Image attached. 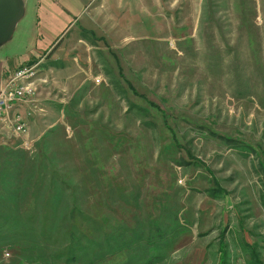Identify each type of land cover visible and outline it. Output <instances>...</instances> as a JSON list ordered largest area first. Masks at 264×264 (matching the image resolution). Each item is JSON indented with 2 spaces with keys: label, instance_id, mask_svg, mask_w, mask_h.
I'll return each mask as SVG.
<instances>
[{
  "label": "rangeland",
  "instance_id": "1",
  "mask_svg": "<svg viewBox=\"0 0 264 264\" xmlns=\"http://www.w3.org/2000/svg\"><path fill=\"white\" fill-rule=\"evenodd\" d=\"M75 3L39 20L38 111L0 135V264H264V0Z\"/></svg>",
  "mask_w": 264,
  "mask_h": 264
},
{
  "label": "crops",
  "instance_id": "2",
  "mask_svg": "<svg viewBox=\"0 0 264 264\" xmlns=\"http://www.w3.org/2000/svg\"><path fill=\"white\" fill-rule=\"evenodd\" d=\"M13 1L15 2L13 8L10 7L11 2L9 1L5 15L2 19H0V83L6 78V76L10 75L17 67L32 63L30 59L35 55L40 54L42 52L49 53L47 50L48 47L44 49L45 44L38 45L39 36L43 34V32L39 29L41 25L40 22L43 23V21H39V20H44V21L46 20V23H48L47 19L50 17L49 13L56 17L57 16L56 13H58L59 10L60 11L67 10L68 14L72 17L79 16V14H77V11L80 8V6L73 7L76 4L75 0H55V4L53 5V7L47 8L49 9V11L47 13L40 15L41 17H39L40 11L38 7L40 6V4L38 5L36 3V0H13ZM28 6H29V10H31L30 11L31 15L28 20L29 23L28 25L34 26V29L33 30L31 29V31H29L30 39L27 45V47L29 48L28 52L25 55L16 57L13 53H10L8 50H6L5 47L12 50L11 47L7 45H9L12 42L14 34L17 29L16 25L17 23H20V20L22 21L24 19L27 13L26 9L28 8ZM72 7L74 11L70 9ZM81 32H86V30H82ZM89 33L92 34L91 31H89ZM55 37L56 36H53L52 41L55 39ZM13 41L16 44L17 41L16 36ZM69 42L71 41L69 40ZM63 45H60V43L58 44L55 54H56V60L58 61L61 60L62 62H65L66 58H68L67 56L70 55L69 54L70 50L69 47H64ZM48 49H50V47ZM51 57H54V55H51ZM85 59L87 62L90 61L91 59L90 53L86 54ZM63 70L65 71L64 66L56 68V72H58V74L62 76L64 75V73H61ZM36 88H38V84ZM224 201H227L226 196L224 197ZM244 230L245 229L241 228L240 232L242 235L240 239L241 241L244 242V244H250L249 238L250 237L252 238L253 235H251L248 232V230H246L245 232ZM219 246L220 244L218 242V247Z\"/></svg>",
  "mask_w": 264,
  "mask_h": 264
},
{
  "label": "built area",
  "instance_id": "3",
  "mask_svg": "<svg viewBox=\"0 0 264 264\" xmlns=\"http://www.w3.org/2000/svg\"><path fill=\"white\" fill-rule=\"evenodd\" d=\"M36 66H20L0 83V135L17 139L26 135L29 119L38 111L32 104L39 81Z\"/></svg>",
  "mask_w": 264,
  "mask_h": 264
},
{
  "label": "water",
  "instance_id": "4",
  "mask_svg": "<svg viewBox=\"0 0 264 264\" xmlns=\"http://www.w3.org/2000/svg\"><path fill=\"white\" fill-rule=\"evenodd\" d=\"M10 0H0V19L5 15Z\"/></svg>",
  "mask_w": 264,
  "mask_h": 264
}]
</instances>
